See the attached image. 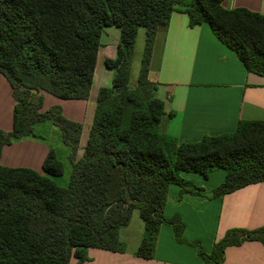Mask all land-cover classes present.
<instances>
[{"label":"trees","instance_id":"trees-1","mask_svg":"<svg viewBox=\"0 0 264 264\" xmlns=\"http://www.w3.org/2000/svg\"><path fill=\"white\" fill-rule=\"evenodd\" d=\"M223 0H0V72L14 99L12 127L0 129L2 146L35 136L34 124L49 120L69 148L68 184L53 176L63 163L50 148L43 173L0 163V264H80L88 249L123 252L118 232L133 210L143 222L135 255L152 258L161 224L175 238L197 248L202 264H221L225 247L243 241L264 244V225L232 228L205 252L182 237L179 214H163L170 185L196 192L183 174L207 179L224 171L212 196L264 181V120L240 119L231 132L179 142L163 133L165 114L156 85L148 80L156 29L175 10L189 25L207 23L248 71L264 76V13L225 8ZM106 25L119 29L111 84L97 94L92 125L81 157H76L82 123L67 118L58 104L40 110L43 91L63 99H85L92 85L99 37ZM139 27L145 29L136 82L129 72Z\"/></svg>","mask_w":264,"mask_h":264},{"label":"crops","instance_id":"crops-1","mask_svg":"<svg viewBox=\"0 0 264 264\" xmlns=\"http://www.w3.org/2000/svg\"><path fill=\"white\" fill-rule=\"evenodd\" d=\"M222 5L264 13V0H223ZM144 36L145 29L142 34L137 31L135 42L138 40L140 44L141 55ZM118 39L117 27H103L87 98L63 99L43 91L40 110L58 104L67 118L82 123L77 158L83 154L98 91L111 84L112 70L105 66L104 61L114 58ZM147 77L156 85L154 94L164 106L165 114L159 129L179 142L231 132L240 119L264 120V76L248 71L236 53L212 33L207 23L189 25L184 11H173L167 23L157 27ZM13 105L11 86L0 72V129H11ZM56 127L49 120L35 123L34 137H20L2 146L0 163L29 167L42 173L44 157L58 144L46 140L42 132L49 130L57 136ZM68 151L67 146L63 150L65 156ZM183 176L186 179L194 177L195 181L188 180L196 192H183L179 196V186L170 185L163 214H179L184 224L182 237L198 241L205 252H209L213 243L229 229H252L264 225V181L212 196V188L224 178L222 169L216 177L212 171L207 179L195 173ZM139 219L132 212L128 224L119 229V238L125 244L123 252L89 248V259L80 264H202L197 248L177 241L168 224H161L158 228L153 257L136 256L135 250L144 231L143 222ZM221 264H264V244L243 241L229 245L224 249Z\"/></svg>","mask_w":264,"mask_h":264},{"label":"rangeland","instance_id":"rangeland-1","mask_svg":"<svg viewBox=\"0 0 264 264\" xmlns=\"http://www.w3.org/2000/svg\"><path fill=\"white\" fill-rule=\"evenodd\" d=\"M138 32L142 34L144 32V28L139 27ZM140 57H141V48H140V44L137 40L135 42V51H133L132 59H131V66H130V72H129V84L130 85H132L133 83L136 82L139 67H140L139 66ZM55 130L58 134L57 136L55 134H53L52 132H50L49 130L43 131L42 135L46 138V140L50 141L51 143H54V144L56 142L58 143L57 145L56 144L54 145L53 150H54L56 156L59 157L63 163V172L60 175L53 176V179L59 185L66 186L68 184V181L70 178L72 166H71V163L68 160L67 156H65V154L63 152V150H66L67 146H66V144H64L62 142V140L60 138L59 129L56 127ZM212 171L214 172L215 177H216V176H218L220 169L215 168ZM42 173H43V171H42ZM188 179L195 181L193 176H188ZM221 181L217 182L214 186L218 185ZM133 213L136 214V217L139 219L138 211L134 210ZM184 239L187 240L186 238H184ZM183 243H186V242H183ZM186 244H189V243H186Z\"/></svg>","mask_w":264,"mask_h":264}]
</instances>
